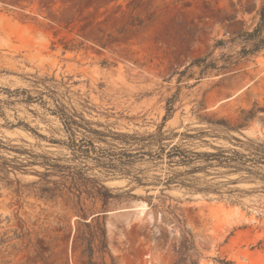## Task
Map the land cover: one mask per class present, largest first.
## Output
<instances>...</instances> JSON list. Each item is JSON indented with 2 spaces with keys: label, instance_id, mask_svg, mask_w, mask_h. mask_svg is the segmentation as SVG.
<instances>
[{
  "label": "rangeland",
  "instance_id": "obj_1",
  "mask_svg": "<svg viewBox=\"0 0 264 264\" xmlns=\"http://www.w3.org/2000/svg\"><path fill=\"white\" fill-rule=\"evenodd\" d=\"M263 1L0 0V163H27L33 153L78 164L52 142L66 139L48 111L62 103L103 132L95 145L123 153L145 183L105 176L85 160L78 169L86 177L125 194L103 206L66 188L40 195L37 163L27 173L0 168V264H264V165L251 180L233 181L241 172L202 179L222 195L196 192L157 182L166 165L145 154L156 145L144 146L159 126L163 145L198 152L235 147V138L264 143V51L221 70L191 66L177 81L197 57L234 61L237 43H214L250 30ZM97 215L106 248L95 242L89 256L84 233Z\"/></svg>",
  "mask_w": 264,
  "mask_h": 264
},
{
  "label": "trees",
  "instance_id": "obj_2",
  "mask_svg": "<svg viewBox=\"0 0 264 264\" xmlns=\"http://www.w3.org/2000/svg\"><path fill=\"white\" fill-rule=\"evenodd\" d=\"M226 43H237L239 45V49L235 52L236 56L234 61H231V55L226 54H221L218 59L223 62L221 65H218L215 60H208V55L197 57L191 60L178 73L179 77L177 81L179 82L191 66H197L201 68V71L206 69L221 70L229 64L241 59H249L257 53L264 51V1L258 10V20L250 30L238 32L227 41L221 39L216 40L214 47H223ZM175 97L176 95L174 94L167 99L166 113L163 116V121L171 116ZM48 111L60 119L66 136L65 140L52 142L65 146L70 151L71 159L78 164L66 165L62 163L64 157H49L42 154L29 153V156L33 158L32 161L14 164L13 162L16 160L15 158H11L0 163L1 169L6 172L19 171L20 173H27L23 167L37 163L43 167V171L35 172L39 179L34 183H39L36 187V192L40 195L47 194L54 196L58 191L66 188L76 192L78 201L85 194L93 199H99L103 206L110 199L119 197L122 199V196L125 194L114 195L111 193L112 189L103 185L100 179L86 177L82 168L78 169L79 164L85 163V160L93 159L99 172L105 176H114L118 172L119 177L128 178L130 182H135L138 186L145 185L142 177L131 174L129 169L124 167L129 162H127L123 153H109L106 148L95 145V141L103 142L104 139L102 138L106 135L99 130L88 127L89 123L83 119L81 114L75 112L70 113L62 103L54 104V107L48 109ZM75 117H78L79 120H76ZM161 129L162 126H159L156 134H150L147 138H144L145 140H149L144 146H157L154 151H147L145 154L149 159L159 160L166 165L165 177L163 179H157V182L162 183L166 187L174 184L175 186L183 187L191 191L213 192L222 195L223 191L215 187L216 185L208 184V181H202V179L205 176H224L227 173L241 172L247 176H240V178L233 181L251 180L252 177L260 173V166L264 165L263 142H255L248 137L244 139L235 138V147L212 146V151L198 152L182 147L178 143L163 145V141L168 138L163 135ZM212 130L216 131L218 129L213 128ZM109 134H112V137L126 136L112 131H109ZM92 135L94 136L93 138L90 137ZM180 136L183 139H188L195 135L180 133ZM15 152L21 153L26 151L16 149ZM90 153H93L94 157ZM115 160L118 161V165L115 164ZM175 167L182 169L175 170ZM209 169H227V171L212 174ZM197 174H202V176H196ZM16 191H19V188ZM92 220L94 223H87V231L84 233L89 256L93 252V244L95 242H97L99 248H106L105 225L99 220L98 215L93 217ZM184 244L185 249H193V243L189 238H185ZM219 263L226 264L227 262L219 260Z\"/></svg>",
  "mask_w": 264,
  "mask_h": 264
}]
</instances>
